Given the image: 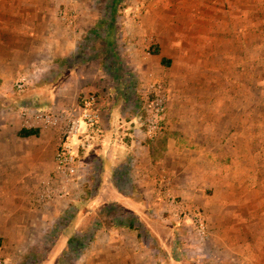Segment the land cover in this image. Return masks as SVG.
I'll return each instance as SVG.
<instances>
[{
    "label": "rangeland",
    "instance_id": "obj_1",
    "mask_svg": "<svg viewBox=\"0 0 264 264\" xmlns=\"http://www.w3.org/2000/svg\"><path fill=\"white\" fill-rule=\"evenodd\" d=\"M107 1L52 0L51 10L63 22L62 11L67 9L66 17L81 28L77 48L86 49L80 65L86 70L106 66L111 72L110 66L117 64L113 80L125 73L135 53L141 52L143 60L155 59L153 48L159 49L156 59L170 63L160 60L157 75L137 77L126 71L136 83L135 92L127 91L128 116L136 110L143 116L146 108L149 114L154 97L149 83L160 81L166 116L159 136L152 140L170 137L175 147H183L190 137L192 152L181 151L180 156L177 152L160 167L165 190L160 199L132 177L130 181L120 175L119 189L113 184L93 189L89 183L99 178L94 171L86 174L83 194L69 204L39 203L33 197L16 206L6 198L10 191H1L0 264L264 262V0H120L115 16H104ZM74 6L77 13L69 10ZM101 16L107 21L99 22ZM102 26L105 32L94 30ZM106 37L113 42L107 50ZM57 64L26 65L21 69L29 77L24 90L15 86L11 67L1 65L0 118L16 115L23 105L21 95L34 83L49 81ZM42 102L50 104L45 95ZM119 121L115 137L122 142L116 151L126 160L129 146L144 143L138 134H145L146 126L139 120ZM0 180L6 181L2 175ZM170 197L200 208L208 222L207 237L200 238L186 217L174 219ZM79 218L70 234L71 224ZM233 232L240 239L235 241L237 250L244 248L232 254L222 237ZM81 234L90 239L83 249Z\"/></svg>",
    "mask_w": 264,
    "mask_h": 264
},
{
    "label": "crops",
    "instance_id": "obj_2",
    "mask_svg": "<svg viewBox=\"0 0 264 264\" xmlns=\"http://www.w3.org/2000/svg\"><path fill=\"white\" fill-rule=\"evenodd\" d=\"M51 4L52 0H0V68L1 65L6 64L11 67V78H18L24 74L21 69L30 62L48 63L52 61L54 65L59 62L55 66L56 68L53 67L51 71L53 77L50 78L51 80L58 79V82L55 85L50 84L42 91L45 92L44 95L50 102L47 107L56 106L61 110L77 113L82 99L87 94L97 93L100 97L99 122L91 132L86 146L80 149V160L81 164L84 165L82 173L87 177L86 179L89 176L86 174L89 172L90 176L92 171H94L93 176L95 173L99 174V178L91 180L90 187L100 189V186L104 188L106 185L113 184L112 186H117L119 189L118 175H120V177H125L130 181L132 177V180L137 182L144 191L152 192L153 195H150L154 198H163V191L165 190L162 189L161 182L163 180L159 177L160 167L162 165L166 167L171 157L178 154L177 152H179V156L181 151L192 152L190 137L189 139L185 138L183 147H175V140L170 137L146 142V135L139 131L138 136L144 143L135 141L133 146H129L126 160H122L123 155H117L116 151L118 142L122 141L116 139L115 133L119 128L120 119L132 120V122L139 120L145 124L147 120L145 116L148 115L147 108L144 107L146 109L143 116L141 115L142 111L140 113L139 110H136L135 114H130V117L128 116L127 103L129 97L127 91L135 92L136 83L126 71L130 69L129 72L137 77L140 73H145V77L150 73L157 75L156 71L160 60L165 65L169 64L170 61L163 57L160 60L156 59L160 52L158 54L153 52L152 56H155V59L148 60H154L155 63H149L147 59L143 60L145 57L143 58L141 52H137L128 60L129 66L127 65L125 73L122 72L118 76L114 75L115 80H113V72H116L117 64L110 66L113 68L111 72H107L106 66L98 67V70H86L88 68L84 69L85 66L76 64L77 62L71 58L78 49L77 40L82 34L81 28L77 22L69 25L65 19L63 22L58 17L56 19L55 12L53 14L51 10ZM69 10L71 13H77L76 6ZM62 12L69 11L65 9ZM95 25L97 24L95 23ZM100 25L98 24V26ZM99 28L94 30L97 31ZM108 29L110 31L111 28ZM107 40L106 37L107 45L103 48L105 50H107L106 47L109 48V41ZM141 45L140 43L139 46ZM136 46L135 43L133 47ZM58 59L60 61H57ZM48 77L50 74L46 73L44 78L48 79ZM50 82L48 81L46 84L48 85ZM52 86H55L53 93L50 91L54 88ZM110 93L114 95L113 98L110 97ZM119 97L122 98L119 99ZM21 129L17 115L0 118V179L2 175L3 179L6 180H0V196L1 191H10L6 198L11 200V205L16 206H21L22 202L29 203L33 198L35 183L50 174L54 166V152L58 144L57 134L50 129L38 130V134L26 137L21 135ZM100 134H102L101 139L96 141ZM91 142L95 145L94 149ZM91 148L93 150L90 151ZM82 155L87 163L83 162ZM85 164L89 166L88 170L85 168ZM84 188L85 184L79 189L73 187L67 198L56 201L69 204L83 194ZM145 194L147 195V193ZM239 222L237 221L236 224ZM235 227L240 229V225H235ZM238 236L234 235L233 232L222 237L225 248L232 254L244 248L241 247L237 250L236 246L239 244H235V241L240 240ZM252 242L254 241L246 244L247 248L252 246ZM243 244L245 242L242 241L241 246ZM253 264H264V262L254 261Z\"/></svg>",
    "mask_w": 264,
    "mask_h": 264
},
{
    "label": "built area",
    "instance_id": "obj_3",
    "mask_svg": "<svg viewBox=\"0 0 264 264\" xmlns=\"http://www.w3.org/2000/svg\"><path fill=\"white\" fill-rule=\"evenodd\" d=\"M63 19L69 25L74 20L66 17ZM29 83V77L21 74L15 82V86L23 90ZM162 83L151 80L150 93L154 95L150 102L151 108L145 123V135L148 139H155L161 132V124L166 116L165 96L162 92ZM100 97L97 93L87 94L80 103L77 113L65 111L56 106L35 107L21 105L16 115L22 128L50 129L58 136V144L54 152V166L50 174L42 177L35 183L33 197L39 203H50L67 198L73 187L81 188L86 181L82 173L84 165L80 160V149L87 144L91 132L100 119ZM79 187V188H78ZM172 201V213L175 220L187 218L193 224V229L200 238L209 235L208 222L205 214L199 207L190 206L182 201L170 197Z\"/></svg>",
    "mask_w": 264,
    "mask_h": 264
},
{
    "label": "trees",
    "instance_id": "obj_4",
    "mask_svg": "<svg viewBox=\"0 0 264 264\" xmlns=\"http://www.w3.org/2000/svg\"><path fill=\"white\" fill-rule=\"evenodd\" d=\"M119 1L120 0H108L107 1V10H106V12H104L103 15L104 16H106V15L115 16V7L117 6ZM102 16L100 17V20H99V22H101V23L107 21L106 17H102ZM102 31L105 32V29L104 28L98 29V32H102ZM110 31H112V28L110 29ZM107 38H108L107 41H109L108 45L111 46L113 44V42L111 41V39L109 37H107ZM82 44L87 46L86 41L83 42ZM85 49H86V47L84 48V46L79 45L78 49L76 50V54H74V56L71 57L73 59V61L77 62L76 64H81V62L83 60H85V53H83L85 51ZM153 51H154L155 54L159 53V49L157 47H154ZM82 58H84V59H82ZM162 60H164V59H162ZM46 82L48 83V81H45L43 84H41L42 82L41 83L39 82V84L38 83H34L32 86H30L29 89H27V91L24 92L21 95V97H20L21 98V104H23V105H31V106L40 107V108L41 107H47L48 105L45 102H42V97L44 95L41 96V94H43L41 91H44L46 86H47ZM49 82H50L49 84H52V85L54 84L55 85L58 82V79H54V80L50 79ZM52 87H54V86H52ZM36 134H38V129H27V128H22L21 129V135L22 136L26 137V136H29V135H36ZM81 213H82V211H81ZM69 214H70L69 211L66 212L62 219L64 220L65 218H67L69 216ZM81 218L76 219L71 224V226L69 228V231H68L70 234H71V232H74L76 230V228L78 227V224H80V222H81ZM95 230L90 231V234L93 233ZM89 240H90L89 237H85L83 234H81L80 242H79L80 249H83L85 244H86V242L89 241Z\"/></svg>",
    "mask_w": 264,
    "mask_h": 264
}]
</instances>
